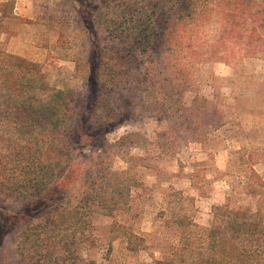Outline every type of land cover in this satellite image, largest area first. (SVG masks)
<instances>
[{
    "label": "rangeland",
    "instance_id": "obj_1",
    "mask_svg": "<svg viewBox=\"0 0 264 264\" xmlns=\"http://www.w3.org/2000/svg\"><path fill=\"white\" fill-rule=\"evenodd\" d=\"M0 4V51L70 94L73 126L37 197L17 185L35 146L0 138V264H155L224 205L264 226V0Z\"/></svg>",
    "mask_w": 264,
    "mask_h": 264
},
{
    "label": "trees",
    "instance_id": "obj_2",
    "mask_svg": "<svg viewBox=\"0 0 264 264\" xmlns=\"http://www.w3.org/2000/svg\"><path fill=\"white\" fill-rule=\"evenodd\" d=\"M250 14L252 22L260 12ZM141 38V31L129 32L125 44L132 49ZM261 43L264 52V39ZM69 99L68 92L46 81L38 63L0 51V138L4 133L13 132L16 136H8V140L17 144L16 140H24L25 144L35 146V156L29 158L25 153L18 163L17 185L23 197L40 196L66 173L64 166L59 168L56 164L53 168L48 161L57 159L59 163L66 152L62 136L73 131ZM34 133L40 134L34 136ZM216 209V220L208 228L200 229L191 220L186 221L187 216L178 217L177 227L186 236L188 228H198L195 246L187 239L182 252L174 251L171 257L157 260L155 264H264L261 215L257 212L250 215L248 209L230 210L228 205ZM186 252L192 255L189 260Z\"/></svg>",
    "mask_w": 264,
    "mask_h": 264
}]
</instances>
